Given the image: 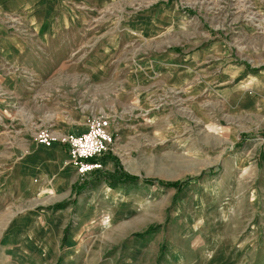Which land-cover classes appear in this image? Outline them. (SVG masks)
Listing matches in <instances>:
<instances>
[{
	"label": "rangeland",
	"instance_id": "1",
	"mask_svg": "<svg viewBox=\"0 0 264 264\" xmlns=\"http://www.w3.org/2000/svg\"><path fill=\"white\" fill-rule=\"evenodd\" d=\"M0 25V264H264V0H0ZM101 114L100 168L38 160L40 127Z\"/></svg>",
	"mask_w": 264,
	"mask_h": 264
},
{
	"label": "built area",
	"instance_id": "2",
	"mask_svg": "<svg viewBox=\"0 0 264 264\" xmlns=\"http://www.w3.org/2000/svg\"><path fill=\"white\" fill-rule=\"evenodd\" d=\"M247 0H243L246 2ZM250 14V13H249ZM247 21H258L254 15H249ZM112 119L107 114H101L88 118L81 132L56 135L48 127H40L34 136V140L45 147L54 143L65 145L68 148V158L79 173L98 169L102 163L98 158L107 153L115 142Z\"/></svg>",
	"mask_w": 264,
	"mask_h": 264
},
{
	"label": "crops",
	"instance_id": "3",
	"mask_svg": "<svg viewBox=\"0 0 264 264\" xmlns=\"http://www.w3.org/2000/svg\"><path fill=\"white\" fill-rule=\"evenodd\" d=\"M51 19L53 17V11H51L48 15ZM36 17V16H35ZM50 20V19H47ZM44 22L42 20H35V25L32 27H36L41 29V27H43ZM31 27V26H30ZM24 28V27H23ZM3 31V26L0 25V33ZM86 123V122H85ZM84 128V127H83ZM35 145V147H40L43 148L44 152H40L39 153V161H44V162H57L59 164L60 161H62L65 157L68 159V154H67V150L66 148L59 144V143H54L49 147H45L43 145L38 144L35 140L33 142V146ZM31 151L30 149H28V152Z\"/></svg>",
	"mask_w": 264,
	"mask_h": 264
},
{
	"label": "trees",
	"instance_id": "4",
	"mask_svg": "<svg viewBox=\"0 0 264 264\" xmlns=\"http://www.w3.org/2000/svg\"><path fill=\"white\" fill-rule=\"evenodd\" d=\"M204 173V172H203ZM126 179H130V181H132V180H134V179H137L136 177H126ZM146 182H148V180L146 181ZM187 184L188 182H187V180H185V181H183V182H173V183H168V182H159V184H161V185H165V186H175V187H177L178 189H179V187L181 186V185H183V184ZM56 207H60L59 205H57Z\"/></svg>",
	"mask_w": 264,
	"mask_h": 264
},
{
	"label": "bare ground",
	"instance_id": "5",
	"mask_svg": "<svg viewBox=\"0 0 264 264\" xmlns=\"http://www.w3.org/2000/svg\"><path fill=\"white\" fill-rule=\"evenodd\" d=\"M246 12H247V11H246ZM254 13H255V12H254ZM254 13H253V14H254ZM258 16H259V15H258ZM260 17H262V16H260ZM261 21H262V20H261ZM250 22H251V21H250ZM262 22H263V21H262ZM258 24H259V23H258ZM262 25H263V24H262ZM260 28H261V27H260Z\"/></svg>",
	"mask_w": 264,
	"mask_h": 264
}]
</instances>
